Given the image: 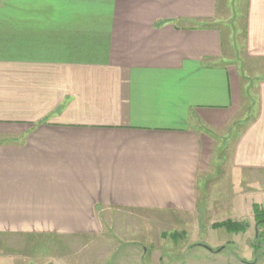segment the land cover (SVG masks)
<instances>
[{
  "label": "crops",
  "instance_id": "0c3cea01",
  "mask_svg": "<svg viewBox=\"0 0 264 264\" xmlns=\"http://www.w3.org/2000/svg\"><path fill=\"white\" fill-rule=\"evenodd\" d=\"M227 13L218 0H0V235L98 234L108 207L189 215L190 247L219 222L249 230L253 201L198 199L232 128L230 165L264 172V74L249 62L264 71V0H246L240 62Z\"/></svg>",
  "mask_w": 264,
  "mask_h": 264
},
{
  "label": "rangeland",
  "instance_id": "374dc122",
  "mask_svg": "<svg viewBox=\"0 0 264 264\" xmlns=\"http://www.w3.org/2000/svg\"><path fill=\"white\" fill-rule=\"evenodd\" d=\"M218 2L219 7L227 4L228 16L218 23L224 44L233 45L238 61H243L246 0ZM249 62H252V71L260 69L264 74L258 61ZM245 75L251 79L248 85L256 84L252 82L254 73ZM238 131L239 126L219 139L212 171L200 178L198 199L228 204L241 202L249 206L248 202L253 201L247 211L255 216L254 204L264 207V172H245L230 165L232 142ZM252 219L255 222L249 230L247 226L243 230H230L226 226L200 229L191 236L203 238L205 244L190 247L189 215L100 208L102 223L98 234L77 238L0 235V264H148L151 256L162 264H182L183 261L185 264H264V259L259 257L264 243L262 238L256 241V217ZM219 244L225 248L217 251Z\"/></svg>",
  "mask_w": 264,
  "mask_h": 264
},
{
  "label": "trees",
  "instance_id": "16d2710c",
  "mask_svg": "<svg viewBox=\"0 0 264 264\" xmlns=\"http://www.w3.org/2000/svg\"><path fill=\"white\" fill-rule=\"evenodd\" d=\"M254 211H255L256 223H257V228H258V236H257L258 241L257 242H259L260 237H261V231H262L261 228L264 225V207L260 206L259 204H254ZM240 224H238L237 221L227 220L224 222H219L215 224V226L216 227L226 226L230 230L245 229L246 224L245 223H242L241 225Z\"/></svg>",
  "mask_w": 264,
  "mask_h": 264
},
{
  "label": "built area",
  "instance_id": "2783aa9c",
  "mask_svg": "<svg viewBox=\"0 0 264 264\" xmlns=\"http://www.w3.org/2000/svg\"><path fill=\"white\" fill-rule=\"evenodd\" d=\"M261 238L263 240V243H264V225L262 227V231H261ZM264 255V254H263Z\"/></svg>",
  "mask_w": 264,
  "mask_h": 264
},
{
  "label": "water",
  "instance_id": "95a60500",
  "mask_svg": "<svg viewBox=\"0 0 264 264\" xmlns=\"http://www.w3.org/2000/svg\"><path fill=\"white\" fill-rule=\"evenodd\" d=\"M257 236H258V228H257Z\"/></svg>",
  "mask_w": 264,
  "mask_h": 264
}]
</instances>
